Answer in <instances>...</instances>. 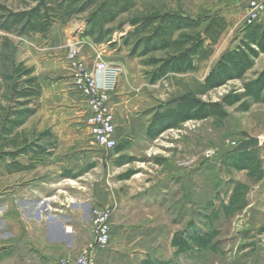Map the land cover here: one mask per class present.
I'll use <instances>...</instances> for the list:
<instances>
[{
    "label": "rangeland",
    "instance_id": "1",
    "mask_svg": "<svg viewBox=\"0 0 264 264\" xmlns=\"http://www.w3.org/2000/svg\"><path fill=\"white\" fill-rule=\"evenodd\" d=\"M231 3L232 0H138L134 8L109 25L115 29L110 42L96 43L93 38L92 41L86 40L85 47L91 55L89 60L83 58L87 65L94 62L95 54L99 52L109 62L123 63L125 67L119 87L126 91L128 98L118 107H113L120 129L125 126L126 116L140 120L148 127L157 111L183 94L195 95L204 101H216L234 88L241 91L244 82L264 70V56H261L244 79L198 93L222 53L237 45L241 29L247 24L248 11L241 10L238 17ZM35 4L36 0H0V23L10 12L25 10ZM165 11L201 18L221 11L228 19V28L212 56L201 62L198 70L171 73L152 82L150 71L154 66L146 64V60L150 56L162 57L165 52L138 56L139 51L133 54L134 40L126 44L125 37L134 29L135 21L145 15ZM84 18L85 15H79L65 26L58 23L50 35L27 36L0 27V105H10L15 67L22 63L24 67H32L34 75L41 78L43 91L46 87L44 94L52 101L47 103L54 108L55 95L63 87H72V83L68 76L70 66L66 40L53 44L52 38L54 32L62 28L73 29L76 33L77 26L86 24ZM41 99L38 111L43 108ZM76 108L86 116L83 103ZM227 111L225 118L213 116L190 120L156 138L149 137L147 130L141 131L127 141L128 147L120 153L93 145L95 159L89 165L94 167V183L98 186L102 184L111 194L116 192L127 203L121 223L125 236L118 234V242L122 244L126 241L128 252L135 254L133 264H141L147 258L171 261L170 264H264V176L261 179L251 178L248 170L234 166L240 155L236 152L237 146L252 136L249 133L252 115L239 111L237 106L227 107ZM32 120L28 127L40 125L42 121L48 125L55 123L53 115ZM47 130L52 132L51 128ZM32 136L39 135L34 133ZM87 141L92 142V138H87ZM249 149H255L253 152L261 160L264 171V146L258 144ZM208 150L213 151L211 156L206 154ZM120 155L133 157V160L120 164ZM81 165L77 163L76 169L80 170ZM131 170L134 175L121 179V175ZM238 182L248 187L247 205L226 216L219 209L223 203L229 202ZM7 200H10V176L0 179V206L8 204ZM99 205L111 204L97 202L95 207ZM3 214V211L0 212V225L4 223ZM192 228L203 232L217 231L216 250L194 248L176 255V248L172 245L174 234ZM3 247L0 246V251Z\"/></svg>",
    "mask_w": 264,
    "mask_h": 264
},
{
    "label": "trees",
    "instance_id": "2",
    "mask_svg": "<svg viewBox=\"0 0 264 264\" xmlns=\"http://www.w3.org/2000/svg\"><path fill=\"white\" fill-rule=\"evenodd\" d=\"M138 0H36L28 9L10 12L0 23L6 31H16L21 35H50L56 24L65 26L79 15H85L84 35L91 36L96 43L110 42L115 31L109 25L121 14L135 7ZM134 29L125 37L126 44L133 42V54L148 56L165 52L162 57L150 56L146 64L154 66L150 71L151 81L156 82L171 73L196 71L201 62L209 59L220 39L228 28V19L221 11L206 18L194 17L174 11H165L156 15H145L133 23ZM264 53V22L254 19L245 24L239 35V41L233 48L222 53L200 86L198 93L222 87L228 82L244 79L256 60ZM14 84L10 95V105H0V165L4 164L8 173L31 170L36 162L43 160L56 145V139L50 130L43 132L37 139L28 140L19 129L31 118L40 105L43 84L34 75L32 67L22 63L15 67ZM264 103V70L255 78L243 84L241 91L234 88L219 100L204 101L195 95L183 94L174 97L162 109L157 111L147 127V135L156 138L164 131L178 128L190 120H203L213 116L225 118L227 107L237 106L239 111H249L253 104ZM43 140V143H40ZM128 147L127 141L119 142L114 148L120 153ZM255 149H238L239 159L235 163L238 169L248 170L251 178L261 179L264 171L261 160L255 156ZM21 155L29 156V164L18 160ZM119 163L131 162L133 157L120 155ZM134 175L131 170L121 179ZM247 185L236 183L228 203H223L219 212L230 216L247 205ZM212 216V215H211ZM214 218H211L213 222ZM217 231L211 229H188L177 232L172 239L176 255L194 248L198 250H216ZM171 261L144 259L141 264H170Z\"/></svg>",
    "mask_w": 264,
    "mask_h": 264
},
{
    "label": "crops",
    "instance_id": "3",
    "mask_svg": "<svg viewBox=\"0 0 264 264\" xmlns=\"http://www.w3.org/2000/svg\"><path fill=\"white\" fill-rule=\"evenodd\" d=\"M247 6L248 0H232L231 3L238 17L241 10L247 12ZM259 20L264 22V10ZM73 34V29L58 30L54 32L53 44L62 39L68 44ZM81 38L85 43L86 40H93L84 34ZM88 47L92 45L88 44ZM93 49L96 47L93 46ZM83 53L84 58L89 60L91 55L87 47L83 48ZM119 64L125 69L123 63ZM68 76L73 83L70 67ZM39 81L43 83L41 78ZM120 81L121 76L112 94L114 108L128 98L126 91L119 87ZM72 89L73 86H68L59 90L54 98V108L48 105L51 100L43 91V108L19 129L31 141L51 128L56 139L55 147L48 149L51 153L36 162L31 170L8 173L4 164L0 165V179L10 176V200L4 207L0 206V212L5 213L4 223L0 225V246H5L0 251V264H59L63 257L78 255L93 238L92 216L97 202L116 204V208L112 217L114 240L108 249L95 253V264H133L136 260L135 254L128 252L126 241L122 244L118 242V234L125 236L121 223L127 203L116 192L111 194L102 184L98 186L93 181L94 167L89 163L95 159V144L87 141L91 135L86 116L76 108L82 103ZM247 114L252 115L250 135L258 137L259 144L264 146V103L253 104ZM51 115L55 119L53 125L42 121L40 125L28 127L33 118ZM124 125L117 129L119 142L128 141L134 134L147 130L142 121L132 120L129 116H126ZM34 133L39 136H32ZM43 142L41 140L40 143ZM18 160L23 164L32 161L26 155L19 156ZM77 163L82 164L80 170L76 169Z\"/></svg>",
    "mask_w": 264,
    "mask_h": 264
},
{
    "label": "built area",
    "instance_id": "4",
    "mask_svg": "<svg viewBox=\"0 0 264 264\" xmlns=\"http://www.w3.org/2000/svg\"><path fill=\"white\" fill-rule=\"evenodd\" d=\"M264 10V0H248L247 23L259 19ZM84 26L70 36L67 58L73 76V90L81 99L86 110V123L92 142L105 151H112L119 143L112 94L124 71L120 64L111 63L96 52L92 66L85 63L81 38ZM80 34V35H79ZM213 151L208 150L211 156ZM116 204L99 205L93 209L91 242L78 255L63 257L59 264H95V253L106 250L112 243V217Z\"/></svg>",
    "mask_w": 264,
    "mask_h": 264
},
{
    "label": "water",
    "instance_id": "5",
    "mask_svg": "<svg viewBox=\"0 0 264 264\" xmlns=\"http://www.w3.org/2000/svg\"><path fill=\"white\" fill-rule=\"evenodd\" d=\"M260 143V139L255 136H249L247 139L243 140L238 146L237 149H249L253 146H256Z\"/></svg>",
    "mask_w": 264,
    "mask_h": 264
}]
</instances>
